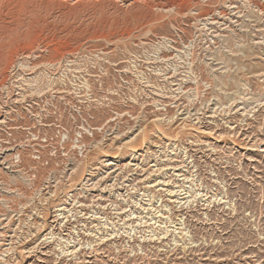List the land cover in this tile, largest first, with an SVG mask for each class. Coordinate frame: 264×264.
Listing matches in <instances>:
<instances>
[{"label": "rangeland", "instance_id": "374dc122", "mask_svg": "<svg viewBox=\"0 0 264 264\" xmlns=\"http://www.w3.org/2000/svg\"><path fill=\"white\" fill-rule=\"evenodd\" d=\"M26 53L33 64L20 68ZM51 62L52 80L72 71L70 101L13 105L14 88L2 95L1 119L25 125L21 109L35 126L20 128L15 145L40 127L56 138L59 107L74 125L69 151L81 136L87 150L59 149L56 159L54 146L25 147L27 178L13 194L0 185V216L29 208L0 264H264V0H0V83L11 63L7 85L22 72L39 78ZM166 113L174 120L155 121ZM133 147L142 169L87 182L118 151L125 167ZM74 162L82 173L69 180ZM8 172L12 189L19 174ZM6 234L12 226L0 225Z\"/></svg>", "mask_w": 264, "mask_h": 264}, {"label": "bare ground", "instance_id": "6f19581e", "mask_svg": "<svg viewBox=\"0 0 264 264\" xmlns=\"http://www.w3.org/2000/svg\"><path fill=\"white\" fill-rule=\"evenodd\" d=\"M53 1V0H52ZM62 1V0H61ZM77 1V0H76ZM82 2H85V0H81ZM87 2H94V1H96V0H86ZM100 1H103V0H100ZM121 1V0H120ZM177 0H172V2H176ZM135 2H137V1H134V2H132V5L134 4V6L136 5V6H138V3L137 4H135ZM65 3V2H64ZM205 18V17H204ZM253 21V20H252ZM212 22V21H211ZM257 23V22H256ZM75 52V51H74ZM193 52V51H192ZM22 55V54H21ZM7 57H9L10 59H11V57H12V50H8V55H6ZM38 56V55H37ZM40 57H41V55H40ZM163 57V55L162 54H159V56L157 57V58H162ZM178 57V56H177ZM17 58V57H16ZM168 58V57H167ZM171 58V57H170ZM58 59V58H57ZM64 60V59H63ZM209 60V59H208ZM20 61H22L21 63H20V68H28V66H30L31 67V65L29 64V63H31V64H33V58H32V55L30 54V53H26V55H23V58L20 60ZM19 62V61H18ZM17 62V63H18ZM67 62V61H66ZM59 64V63H58ZM62 64V63H61ZM217 64V63H216ZM120 65V64H119ZM33 66V65H32ZM41 66V65H40ZM56 67L57 66V64L55 65V64H53V62H51V63H48V64H44L43 65V67L42 68H44V67H46V69L44 70V71H42L41 73H40V75H39V78H36V77H31V78H26L25 76H21V75H23L22 73L21 74H19V78L17 79V80H14V83H13V85H12V82L9 84V85H7L6 83H7V79L9 80L10 78L9 77H11V79H12V74H13V72H12V63H11V65H10V67L8 68V73H7V75H6V77H5V79L0 83V86H3L0 90H1V93H0V109H1V106H2V108L4 109V107L3 106H5L4 104H2L1 103V101H2V95H3V93H6L8 96H12L13 94H14V92L16 91V90H19V91H17L16 92V94H14V96L16 97L15 98V101L12 99V101H11V103L13 104V105H15V104H17V103H19V104H21V106L22 105H25L26 103H28V100H29V98H36V100H32V101H35V105L37 104V105H39V103H40V97H45V100L44 101H48V99H50L49 97H54L53 96V94H56V96H57V98L59 99V100H65V101H70V95L73 93L71 90H70V84L71 85H74L73 83H70V79H69V76H70V72H72V71H70V70H68V73H67V75L65 76V79H57V80H52V74L51 73H53V71L51 70L52 69V67ZM70 66V65H69ZM18 67H19V65H18ZM39 67V66H38ZM37 67V68H38ZM76 67H81V64L79 63V64H76ZM125 68L126 67H128V66H124ZM123 67V68H124ZM34 68H36V66H34V67H32L31 68V70H33ZM13 69H15V70H17L16 68H13ZM41 69V68H40ZM39 68H38V70H36V72H29L30 74H37L38 73V71L40 70ZM57 69H59V67L58 68H55V71L57 70ZM14 70V71H15ZM48 72H47V71ZM78 70V71H77ZM76 70V72H78V73H81V71H79V69H77ZM19 71V70H18ZM17 74V75H18ZM26 74V73H25ZM49 74H51V75H49ZM66 74V73H65ZM15 75V74H14ZM76 75V74H75ZM14 77V76H13ZM21 77V78H20ZM64 77V76H63ZM15 79V78H14ZM47 79V80H46ZM46 80V81H45ZM56 83V84H55ZM6 84V85H5ZM75 86H76V84H75ZM14 88H17L15 91H14ZM193 89V88H192ZM75 90H77V89H75ZM189 90V89H188ZM222 91V90H221ZM229 92V91H228ZM26 93H29L28 95H26ZM227 93V92H226ZM16 95H18V96H16ZM42 99H44V98H42ZM10 100V99H9ZM7 102H10V101H7ZM232 102V101H231ZM230 102V103H231ZM31 103V102H30ZM234 104V103H233ZM209 105V104H208ZM215 105V104H214ZM229 105V104H228ZM9 105H6L5 106V108L6 107H8ZM12 106V105H11ZM17 106V105H16ZM30 106H31V104H30ZM30 106H29V108H30ZM25 108H26V106H24ZM183 110V109H182ZM216 110V109H215ZM186 111V110H185ZM18 114H19V116H21V117H18L19 119H26V123H25V125H21V126H12L13 124H11V122H7V118L5 117V120L4 119H1V117L2 116H4L3 114H2V112H1V110H0V130L2 129V127H4V125L5 124H7V125H9L10 127H9V132L10 131H16L15 133H12V139H3V140H0V165H1V167H0V185H3V186H5V188H4V193H7V194H13V193H16V192H19V191H21V188L19 187L20 186V183H21V181H22V179L23 178H27L26 177V175L24 176V174H23V172H24V165H25V162L27 161V159H26V154H28L27 153V149L25 148V147H28V146H30V145H32V144H35V146H37V145H40V143L39 142H42V143H44V142H50L48 139H45V140H41L40 139V137L39 136H37V135H41L42 136V132H43V130L44 129H42L41 127H40V131H39V133L38 132H36V133H38L37 135L35 134V135H33L32 134V132L31 133H29V135L31 136H28V141H26V142H20V144H18V145H15V143L13 142V139H16V133H17V131H19V129L21 128H24V131H25V133H28V130L30 129L31 131H32V129L35 127L34 125H30V124H28L29 123V121H28V118H27V116L28 115H26V114H21V109H18ZM29 112H31V110L29 109ZM179 112H180V110H179ZM7 113V112H6ZM12 113H14V112H12ZM177 113V112H176ZM194 113V112H193ZM193 113H191V111L189 110V111H187L186 113H182L184 116L182 117V118H180V119H184V120H187V119H189V118H191L192 117V114ZM18 114H17V116H18ZM31 114V113H30ZM6 116H7V114H5ZM9 115H11V113H8V116ZM163 115V114H162ZM165 115V114H164ZM167 115H168V113H166V118H161V117H158L157 116V118H155V121L156 122H159V123H162L163 121L165 122L166 120L168 121H173L174 120V118L175 117H171V118H167ZM176 115V114H175ZM196 115H198L197 113H196ZM34 117H35V121H37V119H38V122H43V120H41V118H43L44 117V114H41V111L40 112H38V113H36V114H34L33 115ZM169 116V115H168ZM12 121H15L14 119H12ZM34 121V120H33ZM61 121H62V119H61ZM154 121V120H153ZM185 123V122H184ZM58 124H60V123H58ZM36 125V124H35ZM49 126H53L54 124H48ZM33 126V127H32ZM184 127V126H183ZM54 129H56V126H55V128ZM1 131H3V130H1ZM0 131V137H2V132ZM8 132V131H7ZM142 131H140L139 132V134H136L134 137H131L130 139H128L127 141H125V143L123 144V146L124 147H129L130 146V144L132 143V141L133 140H135L136 139V137L138 136V135H140V133H141ZM114 133V132H113ZM120 134L118 133L117 135H115V136H113V138L116 140H118V139H120L119 136ZM121 136H122V134H121ZM32 137L34 138V139H32ZM43 137V136H42ZM44 138V137H43ZM143 138V137H142ZM83 139L85 140L86 138L85 137H83ZM112 140V139H111ZM116 140V141H117ZM11 141H12V143H11ZM34 141V142H33ZM146 139L144 138V140H143V144H146ZM26 143L28 144L27 146H26ZM44 145V144H43ZM146 146V145H145ZM31 147V146H30ZM32 147H34V145H32ZM41 147H43L44 148V146H41ZM68 146H66V149H70L69 147L67 148ZM171 147H176L177 148V150L179 149V147L177 146V144L175 143V145H173L172 146V144H170L169 146H168V148H167V150H171V151H175V148L174 149H171ZM45 150V149H44ZM186 150V148H184L183 149V151H185ZM40 152H42V150H39ZM38 151V152H39ZM139 151H140V148H136V147H133V148H131V155H134V154H136V153H139ZM181 151V150H180ZM44 152H46V151H44ZM118 152H120V151H118ZM118 152L117 153H115L112 157L114 158L113 160H104L103 161V163H104V165H103V167L101 168H99V167H94V169H95V171H96V173H92V175H91V179H87V182H89V181H91L92 183H91V185H93V186H97V185H99L100 183H105V182H107V179L108 178H110V177H116V178H120V177H122V176H125L124 174H125V172L126 173H130L131 171H138V170H140V169H142V167H141V164L138 162V160H136V159H138V157H136L135 155H134V157L132 156V158H131V160L130 161H128V163L125 165V167H120L119 165H118V163H116L115 162V160L116 159H118L120 156L118 155ZM40 154V157H37L38 159H42V154L41 153H39ZM141 155H142V153H140ZM67 155H70V151H69V153L67 154ZM106 156H108V154L106 155ZM143 162V161H142ZM7 164V165H6ZM70 165H72L71 167H70ZM74 165H76L75 167H73ZM74 165L72 164V163H70L69 164V166L68 167H70V168H68V170H67V173H69L68 174V177H69V180H71V179H73V177H74V175H78L79 173H82V171L80 170V168H81V166H82V164H77V162L76 163H74ZM20 167V169H18ZM104 168L105 169H107V171L106 170H104ZM3 169H7V171L9 170V174H12V173H18L19 174V176H17V177H13L12 178V189H9V188H7V187H9V182L6 180V178H3V176L1 175L2 174V172H3ZM92 172V171H91ZM101 172L103 173V174H101ZM8 174V175H9ZM21 175H23V177L21 176ZM10 176V175H9ZM29 177V176H28ZM66 177V176H65ZM20 179V180H19ZM85 179V178H84ZM95 179V180H94ZM53 182H55V181H53ZM192 182V181H191ZM58 183V182H57ZM57 183L55 184V186L57 185ZM55 186H53V187H55ZM113 186V185H112ZM49 188V187H48ZM44 190H46V189H44ZM146 192V191H145ZM187 193H190V190H188L187 191ZM142 195H145V193H143ZM191 196V195H190ZM66 203V202H65ZM65 203H63V204H61V205H64ZM60 205V206H61ZM28 208L29 207H26V208H24V210H21V211H17V213L16 214H12V217H10V216H7V217H1L0 216V225H5V227H10V226H12V232H13V234L12 235H5L4 237V239H0V241H2V242H0V249H2V246H6V248L5 249H2L1 250V252H0V254L1 253H6V252H9V250L10 249H12L13 248V245H14V237H15V235H16V233H17V229L20 227L19 225L23 222V220L25 219L23 216H24V214H26V212H27V210H28ZM57 211H61V216L62 215H65V217L63 216V219H66L67 221L69 220V216H66V214L68 213V212H70V211H66V207H64V206H61V207H59V209L57 210ZM74 216V215H73ZM131 216V215H130ZM71 217V216H70ZM25 223V222H24ZM16 225V226H15ZM13 226H15L14 228H13ZM158 234V233H157ZM166 234V233H165ZM113 235V234H112ZM17 236V235H16ZM130 236V235H129ZM155 236V235H154ZM131 237V236H130ZM144 237V236H143ZM158 239H161L160 237H157ZM102 239V238H101ZM142 239V238H141Z\"/></svg>", "mask_w": 264, "mask_h": 264}, {"label": "built area", "instance_id": "2783aa9c", "mask_svg": "<svg viewBox=\"0 0 264 264\" xmlns=\"http://www.w3.org/2000/svg\"><path fill=\"white\" fill-rule=\"evenodd\" d=\"M56 65V64H55ZM56 67L53 66L52 69H55ZM58 71V70H57ZM44 102V101H43ZM41 104V103H40ZM41 108H44L46 109L44 106H41ZM45 112V111H44ZM55 116H53L54 120H56V122L60 123V124H55L53 122H45L47 124L49 123H52V124H55L57 125L56 127L59 128V132H57V137H48L49 134H45V133H42L43 137L44 138H41V140H45V139H48L50 142H44L45 143V146L46 149L48 147H52L54 146L55 147V152H54V155L56 157V159L58 158L56 153H58L57 151H59V149H63L64 152L66 153V155L69 153V150L70 149H66V146H70L71 144L68 142L70 140V129L73 128V122H69L67 123L66 120H65V114L63 113L62 109L57 107L56 111H55ZM62 119V121H61ZM72 124V125H71ZM71 125V127H70ZM47 127H51V126H47ZM46 129V128H45ZM57 129V128H56ZM11 133L8 135L9 138H12L11 134H12V131H10ZM54 138H55V141H54ZM68 140V141H67ZM78 142L76 143V146H73V151H70V155L68 156H72V153L74 154V150L75 149H78L76 150L77 152L81 153L83 155V153H85L84 151L87 150V144L86 142H84V139H83V136H81V140L80 139H77ZM72 146V145H71ZM70 146V147H71ZM69 147V148H70ZM48 151V150H47ZM50 151V150H49ZM38 153V152H37ZM39 154V153H38ZM35 156V155H34ZM37 156V155H36ZM37 157H40V154L37 156ZM44 157V156H43ZM53 157V156H52ZM51 157V158H52ZM54 158V157H53ZM36 160V159H35ZM43 161V160H42ZM46 162H48V160H45ZM43 161V162H45ZM75 163V162H74ZM72 163V164H74ZM49 164V162H48Z\"/></svg>", "mask_w": 264, "mask_h": 264}]
</instances>
